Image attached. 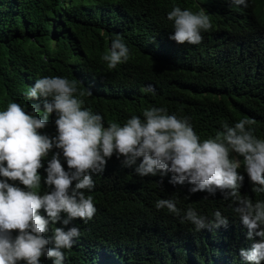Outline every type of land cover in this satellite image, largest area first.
Returning <instances> with one entry per match:
<instances>
[{
    "label": "trees",
    "instance_id": "1",
    "mask_svg": "<svg viewBox=\"0 0 264 264\" xmlns=\"http://www.w3.org/2000/svg\"><path fill=\"white\" fill-rule=\"evenodd\" d=\"M174 7L209 15L212 28L201 31L199 44L169 38L174 22L167 14ZM117 37L130 55L109 70L101 57ZM52 76L90 90V96L76 98L100 114L105 127L123 126L132 116L143 120L144 110L164 107L169 115L189 118L201 142L214 138L223 123L234 126L243 118L255 120L254 134L264 138V0H248L239 9L229 0H0V111L15 102L31 113L36 104L43 118L45 98L28 99L26 93L36 80ZM148 85L153 92L144 91ZM56 118L49 114L38 132L57 136ZM56 153L69 171L62 150L53 147L38 170L41 194L51 191L45 169ZM141 160L124 166L114 153L103 173L93 174L94 188L84 190L96 208L90 220L49 222L46 237L55 227L80 230L73 247L62 250L64 264H248L240 249L260 238H247L233 198L220 190L190 193L187 182L169 183L171 173L141 177L135 172ZM8 183L24 188L19 181ZM239 192L259 199L242 187ZM159 199L174 200L180 215L158 210ZM188 208L208 221L220 211L228 224L197 230L183 219ZM39 214L47 219L43 209ZM41 264L53 261L41 257Z\"/></svg>",
    "mask_w": 264,
    "mask_h": 264
},
{
    "label": "clouds",
    "instance_id": "2",
    "mask_svg": "<svg viewBox=\"0 0 264 264\" xmlns=\"http://www.w3.org/2000/svg\"><path fill=\"white\" fill-rule=\"evenodd\" d=\"M234 8H247L248 0H229ZM167 19L173 21V35L169 38L178 44L196 45L202 41L201 31L212 28L209 15L203 10L192 12L174 7ZM129 48L120 37L111 41L110 48L102 55L109 70L129 59ZM144 91L153 92L148 85ZM91 91H80L75 81L64 77H44L35 81L27 91L28 99L45 98L43 118H39V106L33 104L28 113L18 103L12 102L0 111V264H41V257L51 258L53 264H64V249H71L79 237L77 227L52 229V236L44 234L49 222L68 225L71 221L90 220L96 208L91 191L95 184L93 174H102L115 153L123 157L124 166L136 164L137 175L161 176L171 173L169 183L193 185L190 193L207 192L215 195L217 190L225 198H233L239 215L247 228V238L259 237L250 249H240V257L248 264L264 261V138H258L251 127L256 122L250 118L240 119L229 126L222 124V131L214 138L201 142L193 130L189 118L169 115L164 107L144 110L141 120L132 116L120 126L111 122L107 127L100 114L83 108V100ZM50 98V100L48 99ZM55 113L57 136L50 138L38 129L47 126L49 114ZM55 147L62 150L69 171L60 163L59 153L53 154L45 169V184L51 188L41 194L42 161ZM8 181H19L20 188ZM73 182H75L73 186ZM252 191L259 197L256 202L241 195L239 188ZM159 209L179 216L181 209L172 199H159ZM43 209L47 219L39 214ZM61 213L65 218L61 219ZM184 220L197 230L206 227L227 226L228 220L215 211L208 221L188 208ZM18 234L13 237L12 233ZM50 243L54 244L49 248Z\"/></svg>",
    "mask_w": 264,
    "mask_h": 264
},
{
    "label": "rangeland",
    "instance_id": "3",
    "mask_svg": "<svg viewBox=\"0 0 264 264\" xmlns=\"http://www.w3.org/2000/svg\"><path fill=\"white\" fill-rule=\"evenodd\" d=\"M217 264H220V263H217Z\"/></svg>",
    "mask_w": 264,
    "mask_h": 264
}]
</instances>
